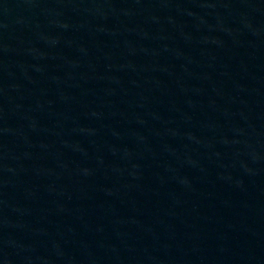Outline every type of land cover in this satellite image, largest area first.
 Segmentation results:
<instances>
[{"label": "water", "instance_id": "95a60500", "mask_svg": "<svg viewBox=\"0 0 264 264\" xmlns=\"http://www.w3.org/2000/svg\"><path fill=\"white\" fill-rule=\"evenodd\" d=\"M0 264H264V0H0Z\"/></svg>", "mask_w": 264, "mask_h": 264}]
</instances>
